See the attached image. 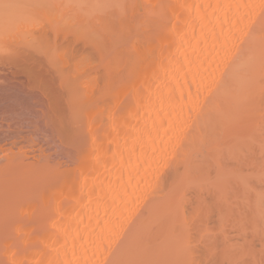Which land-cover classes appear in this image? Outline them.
<instances>
[{
  "label": "bare ground",
  "instance_id": "1",
  "mask_svg": "<svg viewBox=\"0 0 264 264\" xmlns=\"http://www.w3.org/2000/svg\"><path fill=\"white\" fill-rule=\"evenodd\" d=\"M5 1L20 4L18 2L20 0ZM25 1L28 2L26 3L28 8L17 5V8L12 9V15L15 13L14 15L26 18L27 21L29 19L31 23L34 16H31L30 12L28 14L26 9L36 4L31 2L30 5L31 0ZM44 1L51 3L52 7L55 5V8L65 6L62 9L64 12H61L63 17L57 15L60 8L54 10L55 14L51 10L54 15L47 13L52 8L48 7L51 4L48 5L46 2L48 6L41 8L43 6L41 5L37 12V8L30 7L31 11L39 15H42L39 11H44L43 15L45 14L47 18L40 17L45 18L44 21L49 20L45 21L48 26L53 25L54 28L56 24L52 22L60 20L58 23H61L65 32L67 29L76 30L77 33L74 34L84 36L87 40L86 45L105 44L104 47L108 49L106 53L113 56V59L110 58L111 62L107 59L109 62L105 67L107 78H104L105 72L100 74L104 75L101 77L103 81L107 79L104 90L112 99H108L109 103L103 100L104 105L100 104L102 100L93 99L90 95L92 92H88L89 83L87 87L85 86L89 90H82L83 87H79L77 79L71 80L70 77L69 80L66 79V76L72 73L83 77L79 72L83 69L85 58L79 60L80 56L71 57L76 60L78 58L79 62L75 60V65L70 62L72 65L69 67L74 70L65 65L66 69L72 72L71 74L68 71L64 72L67 75L62 76L64 81L60 80L62 81L60 84L66 85L65 93L69 98H66L68 101L65 103L68 105L70 121L73 120V125L76 126L74 129L70 128L73 126H68L66 120L60 117L59 111H56L55 114L60 118L50 116L49 120L53 121L50 124L57 129L49 128L57 130V133L59 131V134L54 136L59 135L60 140L72 138L70 137L72 135L76 137H74L76 145H72L78 146L79 141L82 142L77 149L74 146L78 154L75 155L77 158L75 163H72L73 166L67 165L68 168L58 169L60 167L55 166L57 163L49 164L47 160L52 161L49 160L52 157L46 158L48 154L43 151H46L44 148L41 149L46 153L45 156L40 150L38 154L37 149L33 151L27 148L33 151L29 152L34 153L31 156L25 149L27 144L23 146L13 140L0 144V168L7 169V173L11 169L8 167L14 164L15 159L17 162L20 157L23 160L24 157L30 156L32 160H25L26 165L24 160L20 161L24 167L23 172L25 168L27 171L30 169V172L31 169L36 172L38 169L44 171L50 167L56 170L55 174L44 173V175L53 173L54 175L50 176L55 177L51 179L56 185L53 189L50 188L49 193L42 195L41 205L44 208L41 212L49 210L47 214L34 216L39 218L45 215L43 220L40 219V224L32 222V215L36 214L35 210L39 207V204L31 202L32 198L28 200L32 204L25 203L22 208L30 214L27 224L24 218L20 222L12 220L11 216L3 215L2 217L7 219L0 218V233L3 235H0L3 239L0 241L4 245L0 251L3 250V254L15 264H264V0ZM2 5L4 6V3ZM9 5L12 6L10 3ZM6 7H4L6 10H10L8 9L10 7ZM35 12L32 13L35 15ZM66 12L69 13L66 15ZM65 16L69 18L65 20ZM57 17L61 19L58 20ZM13 18L16 20L17 17ZM12 20L10 23L14 22ZM23 25L30 29L28 25L24 23ZM42 26L45 29L46 25ZM50 29L51 27L46 31ZM60 35L65 36L61 33ZM44 36L46 38H43ZM74 36L72 38H75ZM39 37H34L37 40H34L35 42L31 39L26 40L27 38L25 41L35 43L36 48L44 51L43 54L46 55L44 58L48 63L52 61L46 65H53L56 56L60 61H73L70 58L66 59L62 55L63 52L55 54L57 52L47 41V35ZM34 38L32 37V40ZM10 39L9 37L8 42ZM76 39L78 38L74 40ZM3 40L0 38L1 42ZM2 44L0 47L4 49ZM15 47L13 48L16 50ZM29 47L30 45L27 46L30 50ZM91 47L88 48L92 50ZM79 49H76V52ZM36 50L38 49L34 51ZM60 51L64 50L60 48ZM93 52L104 53L98 52L97 49L96 52L92 51V54ZM62 57L65 59L62 60ZM101 60L98 58V61ZM2 65L3 63L0 66ZM5 68L2 66L4 74L0 72L2 73L0 78H5L3 76ZM17 72H20V69ZM85 72L88 74V71L81 74L85 76ZM38 73L42 76L40 72ZM115 73L119 78L117 87L113 89L111 77ZM14 75L17 76L15 73ZM35 75L33 77L39 76ZM7 76L5 80L10 79ZM81 77L79 81L82 80ZM18 80L21 81L20 78L15 79L20 82ZM44 81L41 82L42 87L44 86L43 89L47 92L49 90L47 87L51 86L47 79L44 78ZM1 82L0 114L18 116L17 112H23L20 111L22 107L31 109L30 106L33 104L22 105L28 94L22 93V89L26 88L21 89L20 85L25 87L24 82L21 81L22 84L20 82L19 85L17 82L14 85ZM91 84L94 85L92 82ZM36 85L38 86V82ZM20 93L24 95V99ZM38 105L40 107V104ZM20 107L21 109L17 111L16 109ZM54 107L53 110L61 109L57 108L59 106L56 109ZM45 118L48 119L49 116ZM22 121L26 122L25 119ZM29 122H32L31 118ZM8 125L9 128H6L10 129L11 125ZM14 125L13 128H16L17 123ZM84 125L88 131L84 132L86 135L82 134L84 130L80 131V127ZM13 128L8 132L13 133L15 131ZM2 134L0 136H5ZM25 136L22 135L24 141H28L29 137L25 139ZM74 140L70 141L74 143ZM31 141L29 143H32ZM50 176L41 177L48 181ZM13 177L10 178L15 179L18 176L16 174ZM41 177L39 175V179ZM34 181L28 184L31 186ZM27 197L29 199L30 196ZM14 206L19 207L16 204ZM9 220L16 223L17 234H22L19 235L21 238L24 237L20 242H17L18 235L15 240L9 236L5 237L2 233L9 228L12 229L13 225ZM232 230L235 234H230ZM229 234L230 236H227Z\"/></svg>",
  "mask_w": 264,
  "mask_h": 264
},
{
  "label": "rangeland",
  "instance_id": "2",
  "mask_svg": "<svg viewBox=\"0 0 264 264\" xmlns=\"http://www.w3.org/2000/svg\"><path fill=\"white\" fill-rule=\"evenodd\" d=\"M12 1H14V0H12ZM16 1H18V0H16ZM22 1H24V2H22ZM48 1H51V0H48ZM18 2H20V4L19 3H17L16 4V2H7V1H5L4 0V2H2V0H0V21H3V22H6V21H8L7 23H3V22H0V26H2V27H0V38L1 39H4L5 40V42H4V40L2 41L3 42V44H2V42L0 43V44H2L3 45V47L2 48H4V49H1V47H0V50H2V51H0V65H1V63H3V68H5V67H8V68H5L6 70H5V75H3L5 78H6V76L7 75H9V76H7V77H10V79H7V80H5V78H0V81H2L1 83H12L13 85L15 84V82H17V81H15V79H17V78H20L21 79V81L22 82H24L23 84H25V87H24V85H20V86H22L21 87V89L22 88H26L25 90L24 89H22V93H28V94H26V97H25V100L26 99H29V100H23V102H22V105H25V106H30V105H32V106H30V108L31 109H27V108H29V107H26V108H23L21 105V107H22V109H21V107L20 108H17L16 110L17 111H19L20 109V111H23V112H17V115L18 116H14V114H12L11 116H10V114L9 113H6V114H8L7 116H3L2 114H0V122H1V124H0V126H2V127H0V128H2V129H0V135L2 134V135H5L6 137L7 136H9V135H11L10 137H7V138H5V139H3L2 137H5V136H0L1 138H0V144H6V142H8L9 140V142H11L12 140L13 141H16V143L18 142L20 145H23V146H26V144H27V146L25 147V149H27V148H30V149H32L33 151H36V149H37V151H41V154L43 155V156H45L46 155V153H44V152H47V154L48 155H46L47 157L46 158H48V157H52L51 159H49V160H52V161H48L47 160V162L49 163H51V164H53V163H61V164H63V165H60V164H55V166H58V167H60V168H58V167H56V168H58V169H63L64 167L65 168H68V167H66L67 165L68 166H70V167H72L73 166V164L72 163H75V161H76V158H77V156H75V155H77L78 154V151L77 150H75V148L77 149L78 147H80V145H81V143L82 142H80L79 141V145L78 146H75L76 144H75V140H74V137L75 136H70V137H72V138H65V139H62V140H60L58 137H59V135H57V136H54V135H56V134H59V131H58V133H57V130H52V129H57L54 125H51L50 124V122H53V121H50L49 119H51V117H54V116H56L55 118L57 119V118H62L63 120H66L65 121V123H67V125L68 126H73V127H70V128H72V129H74L75 127L74 126H76V125H73V123H74V121L72 120V121H70L71 120V118H70V116H69V111H68V105H66V103H65V101H68L67 99L69 98V97H67L68 96V94L67 93H65V92H67V91H65L66 90V85H63L62 86V84H60V83H62V81H60V80H63L64 78L62 77V76H64V72H67L69 69H66V66L67 67H69V66H71L72 64H74L75 65V63H74V61L76 60V59H73L74 57H79V60L83 57V58H85V63H84V65H83V69L81 70V72H79V74L80 75H82L83 77H81V76H76L77 74H75V73H72L71 74V72L72 71H68L71 75L70 76H68L67 75V73L65 74V75H67L66 76V79H68V77H70L69 79H71V80H73V78H75V79H77L78 81H77V83H78V85H79V87L81 88V87H83V88H81L82 90H86V89H88V88H86L87 86L86 85H88V83H89V85H90V91H88L89 93L90 92H92V93H90V95L93 97V99H96V100H102V103L100 102V104H103L104 105V103H103V100H104V102L105 103H109V101H108V99H112V97H111V95H109L107 92H105L106 90H104V88H105V86L107 85L106 84V81H107V79L105 80V81H103L102 80V78L101 77H104V75H102V74H100V73H104L105 74V76L107 75L106 74V71L107 70H105L106 68L105 67H107L108 66V64H109V62L108 61H112L111 59H113V56H109V53L107 54L106 53V51L108 50V49H106V46L104 47V45L105 44H101V45H94V44H90L89 43V45L90 46H88V45H86L87 44V40H86V38L84 37V36H81V35H78V34H74V33H77V32H75L73 29H71V30H66V32H65V30H63V28L64 27H62L60 24L61 23H58V22H61L59 19H61V18H59V17H63L64 15L61 13V12H64L62 9L65 7V6H62V5H60V4H57V5H60V6H62L61 8L58 6V8H60V11H57V12H59L57 15H59V17H57V19L59 20L58 22L57 21H54V22H52V23H55L56 25L54 26V28H52V26H48L47 24L48 23H46V22H48V21H44V19L45 18H47L46 16H45V14L43 15V13H44V11L43 10H41V11H39V12H42L41 14L42 15H39V14H37L36 12L38 11V9H40V6L41 5H43V6H41V8H43V7H47L48 5H50L51 3H49V2H46V1H44V0H35V2H34V0H31L29 3H30V5H32V3H35L36 5H34V6H29V9H26L27 10V13L29 14V12H30V14H31V16H34L35 17V15H37L38 17H33V19H34V21L32 20L31 21V23L29 22V19H28V21L26 20V18L25 19H23L22 17H19V15H12V9L13 8H17L18 6H20V5H23L22 7H24V8H28L27 7V4H28V2L27 1H25V0H20V1H18ZM32 2V3H31ZM43 2V3H42ZM48 4H46V3ZM4 3V6L2 5ZM5 3H7L8 5H9V3L10 4H12V6L10 7V5L8 6V7H10V8H8V7H6L5 5H7V4H5ZM21 3H27L26 5L25 4H21ZM38 3H40V5H38ZM54 3V2H53ZM13 4L15 5V6H13ZM18 5V6H17ZM25 5V6H24ZM54 7H52V4H51V6H48V7H51L52 9H49V8H45V9H49L50 11L52 10V11H54L55 9L57 10L58 8H55L56 6L55 5H53ZM2 7V8H1ZM4 7H6V8H8V9H10V10H6ZM21 7V8H22ZM32 7H34L35 9H36V12L35 11H31V8ZM20 8V7H19ZM33 9V8H32ZM25 10V9H24ZM25 10V11H26ZM49 10H48V12L47 13H50V15H54L56 12L54 11L53 13L54 14H52V11L51 12H49ZM62 10V11H61ZM65 10H70V9H65ZM3 11V12H2ZM9 11H11V13H8ZM32 12H35V15L32 13ZM38 12V13H39ZM67 13H69V12H66L65 14L67 15ZM4 14H6V15H4ZM60 14H62V15H60ZM70 14H72V11H71V13ZM2 15V16H1ZM8 15V16H7ZM49 15V16H50ZM26 16H28V15H26ZM40 16H43V17H45V18H43V17H40ZM6 17H11V18H6ZM13 17H17L16 18V20H14L15 18H13ZM53 17V16H52ZM52 17H50V18H52ZM19 18H21V19H19ZM37 18V19H36ZM43 18V19H42ZM49 18V17H48ZM69 18V16H65L64 17V19L65 20H67V19ZM11 19H13L12 21H14V22H11L10 23V21H11ZM38 19H42V20H38ZM53 19V18H52ZM19 21V22H16V21ZM22 20V21H21ZM23 20H25V21H27L28 23H25ZM39 21H41V22H39ZM20 22H22V23H20ZM63 22H64V20H63ZM9 23V24H8ZM14 23V24H13ZM23 23L25 24V25H28L29 27H30V29H28V27H26V26H24L23 25ZM30 23V24H29ZM42 23V24H41ZM46 23V24H45ZM51 22H50V24H52ZM74 23L75 24H77L75 21H74ZM7 24V25H6ZM19 24V25H18ZM22 26H21V25ZM59 26H58V25ZM42 25H46L45 26V29H44V27L42 26ZM62 25H64V23H62ZM78 25V24H77ZM14 26V27H13ZM18 26V27H17ZM23 26H24V28H23ZM60 26L62 27V29L60 28ZM26 27V28H25ZM51 27V29L50 30H47L46 31V29H48V28H50ZM76 27H78V26H74V28H76ZM15 28H17L19 31H17ZM65 28H67V27H65ZM72 28V27H71ZM41 29H42V31H41ZM55 29V30H54ZM14 30H16V31H14ZM21 30H23V31H21ZM73 30V31H72ZM7 31V32H6ZM31 31H32V33H31ZM51 31V33H49ZM54 31H55V33H54ZM70 31V32H69ZM14 32V33H13ZM19 32V33H18ZM30 32V33H29ZM2 33V34H1ZM4 33V34H3ZM16 33V34H15ZM60 33L61 34H65V36H67V37H65V36H62V35H60ZM70 34V35H68V34ZM10 34V36H8ZM13 34V35H12ZM17 34H20V35H22V37L20 36V35H17ZM55 34V35H54ZM76 35V36H74V35ZM14 35H15V37H14ZM30 35V36H29ZM42 35H47V41L48 42H50V46L53 48V50L55 49V52H57V53H55V54H58V53H60V52H63L62 53V55L63 56H65V58L66 59H73V61L72 60H70L69 62H68V60H63V58L64 57H62V60L63 61H60V59H58L57 57L58 56H56L55 58H54V60L56 59V61H55V63H52L53 65H46V64H51V62L52 61H50L49 63H48V61L44 58V56H46L45 55V53L43 54V52L44 51H41L39 48H36V44L34 43V44H32L33 42H31V41H34L35 40V38L34 37H39V36H42ZM12 36L14 37V38H16V39H14V38H12ZM20 36V37H19ZM75 37V38H78V39H76V40H74L75 38H72V37ZM78 36V37H77ZM4 37V38H3ZM6 37V38H5ZM11 38L10 39V42H8L9 40H8V38ZM32 37L34 38L33 40H32ZM54 37H57V39H55ZM62 39H61V38ZM27 38V39H26ZM40 38V37H39ZM38 38V39H39ZM43 38H46V36H44ZM59 38V39H58ZM83 38V39H82ZM20 39H22V41L20 40ZM25 39L26 40H29V39H31V41L30 42H28V41H25ZM51 39V40H50ZM55 39V40H54ZM85 39V40H84ZM53 40H54V42H53ZM58 40H60L62 43H60V41L58 42ZM66 40H68V42L66 43ZM69 40H70V42L71 41H76V42H71V43H73V44H71L70 42H69ZM80 40V41H79ZM19 41H21V42H19ZM35 41H37V40H35ZM34 41V42H35ZM46 41V40H45ZM13 42V43H12ZM19 44H18V43ZM23 42V43H22ZM28 42V44L27 45H25V43H27ZM80 42H84V43H80ZM9 44L10 46H8V45H6V44ZM69 43V44H68ZM21 44V45H20ZM57 44H59V46L57 45ZM76 44V45H75ZM30 45V50L27 48V46H29ZM66 45V46H65ZM78 45V46H77ZM93 45V46H92ZM106 45H107V43H106ZM16 46V47H15ZM33 46V47H32ZM58 46V47H57ZM72 46V47H71ZM86 46V47H85ZM92 46V47H91ZM95 46V47H94ZM99 46H100V48H99ZM8 47V48H7ZM10 47V48H9ZM13 47H15L16 48V50L13 48ZM56 47H57V49H56ZM65 47V48H64ZM76 47V48H75ZM78 47H82V48H78ZM88 47H91L92 48V50H90ZM96 48L97 50H98V52H104V53H94L93 52V54H92V51H95L96 52V49H94V48ZM38 49V50H36V51H34L35 49ZM59 48V49H58ZM60 48L61 49H63L64 51H60ZM69 49V50H67V49ZM102 48V49H101ZM7 49L8 50H10V51H7ZM32 49V50H31ZM71 49V50H70ZM76 49H79V51L78 52H76L77 50ZM83 49V50H82ZM23 50H25V51H23ZM66 50L68 51V52H66ZM87 52H86V51ZM103 50V51H102ZM3 51H5V52H3ZM16 51H18V52H16ZM21 53H20V52ZM72 51V52H71ZM83 51H84V53H83ZM91 51V52H90ZM2 52V53H1ZM15 52V53H14ZM38 52L40 53V54H38ZM54 52V51H53ZM71 52V53H70ZM76 53V55L74 54V53ZM23 53V54H22ZM27 53V54H26ZM36 53V54H35ZM12 54H14V55H12ZM70 54V55H69ZM79 54V55H78ZM85 56H84V55ZM87 54H89V56L87 55ZM91 54V55H90ZM96 54H98V55H96ZM110 54H112V53H110ZM39 55V56H38ZM75 55V56H74ZM104 55L105 56H109V57H104ZM55 56V55H54ZM101 56V57H100ZM68 57V58H67ZM71 57H73V58H71ZM89 57V58H88ZM92 57H95L94 59L92 58ZM112 57V58H111ZM2 58V59H1ZM22 58H24L23 60H22ZM46 58H48V56L46 57ZM64 58V59H65ZM98 58H99V60H101V59H103V60H101V61H98ZM111 58V59H110ZM9 59V60H8ZM29 59H32V60H29ZM37 59V60H36ZM50 59H52V58H50ZM49 59V60H50ZM88 59V60H87ZM90 59V60H89ZM96 59V60H95ZM107 59H109L108 61H107ZM11 60H13V61H16V62H12ZM79 60H78V58H77V60L75 61V62H79ZM84 60V59H83ZM9 61H11V63H7V62H9ZM88 61V62H87ZM103 61V62H102ZM6 62V63H5ZM64 62H66L65 64H64ZM72 64H71V63ZM89 62H91V64L89 63ZM97 62H99L100 64H97ZM16 63V64H15ZM30 63H32L31 65H30ZM36 63H37V65H36ZM59 63V64H58ZM88 63V64H87ZM92 63H94V65L92 64ZM106 63H108L107 65H106ZM8 64V65H7ZM11 64V65H10ZM15 64V65H14ZM22 64H24L23 66H22ZM54 64H58L57 66L56 65H54ZM105 64V65H104ZM12 65H14V66H12ZM62 65V66H61ZM64 65V66H63ZM66 65V66H65ZM85 65H87V66H85ZM96 65H101V66H96ZM2 66H0V72H2L3 74H4V71H2ZM26 66H28L27 68H26ZM40 66H43L42 68L40 67ZM46 66H47V69H46ZM49 66H53V68L52 67H49ZM61 66V67H60ZM92 66V67H91ZM16 67V68H15ZM21 67V68H20ZM94 67H96V68H94ZM10 68V69H9ZM24 68H26L25 69V71H30V70H34V71H30V72H28V73H26L25 71H24ZM57 68H59V70L57 69ZM71 70H74L73 68H71V67H69ZM89 68H91L90 70H88ZM92 68H94V69H92ZM19 69H20V72H22V74L23 75H20L21 73L20 72H17V71H19ZM48 69H49V71H48ZM96 69H99L98 71L96 70ZM7 70H9V71H7ZM13 70H14V72H13ZM23 70V71H22ZM53 70L55 71L54 73H53ZM62 70V71H61ZM92 70V71H91ZM37 71V72H36ZM44 73H43V72ZM84 71H88V74H87V72H85V76H84V74H81V73H84ZM7 72H10V74H8ZM35 72V73H34ZM38 72H40L41 74H42V76H40V74L38 73ZM50 72V73H49ZM96 72H98L97 74H96ZM2 73H0L1 75H2ZM14 73L15 74H17V76H15L14 75ZM20 73V74H19ZM32 73H34V75L35 76H37V75H39V76H37V77H39V79L37 78V77H33L34 75H32ZM48 73V74H47ZM58 73V74H57ZM63 73V74H62ZM91 73V75H89ZM118 73V72H117ZM52 74V75H51ZM61 74V75H60ZM10 75H12V76H10ZM26 75V76H25ZM45 75H47V76H45ZM98 75V76H97ZM102 75V76H101ZM116 78H114V76L113 77H111L112 79H113V81H112V83H111V85H112V87H113V89L115 88V87H117V85H118V82H117V78H119L118 76V74H113ZM29 76V77H28ZM32 76V77H31ZM56 76V77H55ZM61 76V77H60ZM11 77H13V78H11ZM17 77V78H16ZM26 77V78H25ZM42 77H43V79H42ZM48 77V78H47ZM76 77H78V78H76ZM79 77H81L82 78V80H80L79 81ZM99 77V78H98ZM35 79V81H34V79ZM37 78V79H36ZM44 78L45 79H47V81L50 83H48L49 84V86H51V87H47L45 84V86L47 87V88H49V90L47 91V92H45L46 90H44L43 89V87H42V81H44ZM58 78V79H57ZM92 78H95V79H92ZM104 78H107V76L106 77H104ZM2 79H4V80H2ZM49 79V80H48ZM56 79V80H55ZM68 79V80H69ZM12 80H14L13 82H12ZM31 80H33V82H29V81H31ZM39 80H41V81H39ZM60 81V82H58V81ZM86 80H88V81H86ZM93 80L96 82V84H95V82H93ZM97 80H99L98 82H97ZM18 81H20V80H18ZM20 81V82H21ZM56 81V82H55ZM64 81V80H63ZM102 82V84H101V82ZM20 82H17L16 84L17 85H19V83ZM22 82L20 83V84H22ZM34 82H36V84H37V82H38V86L34 83ZM39 82H40V84H39ZM44 82H46V81H44ZM43 82V83H44ZM58 82V83H57ZM82 82H85V83H82ZM91 82L94 84V85H92L91 84ZM27 83V84H26ZM28 83H31V84H28ZM57 83V84H56ZM47 84V83H46ZM63 84H66V83H63ZM57 85V86H56ZM83 85V86H82ZM55 86V87H54ZM58 86H61L60 88H58ZM65 86V87H64ZM86 86V87H85ZM95 86V87H94ZM28 87V88H27ZM41 88V89H38V88ZM45 87V89H47ZM98 87V88H97ZM61 88H63V89H61ZM93 88V89H92ZM43 89V90H42ZM67 89H68V87H67ZM92 89V90H91ZM102 89V90H101ZM36 90V91H35ZM61 90V91H60ZM89 90V89H88ZM64 91V92H63ZM44 92V93H43ZM54 92V93H53ZM22 93H20V96L22 95ZM35 94V95H33V94ZM36 93H38V94H36ZM47 93V94H46ZM105 93H107V95H105ZM30 94V95H29ZM52 94V95H51ZM47 96V95H50V96H47V97H44V96ZM67 95V96H66ZM23 96V99H24V95H22ZM21 96V97H22ZM64 96V97H63ZM54 97V99H52ZM109 97V98H108ZM32 98V99H31ZM37 98H39V99H37ZM44 98H46V99H44ZM60 98H62V100L60 99ZM67 98V99H66ZM31 99V100H30ZM51 99V100H50ZM35 100V101H34ZM48 101V100H50V101H48V102H46V101ZM59 100V101H58ZM108 102H107V101ZM25 101V102H24ZM28 101H30V102H28ZM93 101H95V100H93ZM43 102V103H42ZM53 102H55V103H53ZM98 102V103H99ZM28 103H30V104H28ZM50 103V104H49ZM52 103V104H51ZM38 104H40V107H39V105ZM53 104H54V106H53ZM56 104H57V106H59V107H57L56 106ZM36 105V106H35ZM42 105L44 106V107H42ZM95 105V104H94ZM98 105V104H97ZM103 105H100L101 107H103ZM106 105V104H105ZM24 106V107H25ZM48 106V107H47ZM17 107H19V106H17ZM52 107H54L55 109H56V107L57 108H60L61 107V109L59 110V109H56V110H53L52 109ZM63 107V108H62ZM95 107V106H94ZM32 108H33V110H32ZM38 108V109H37ZM49 108V109H48ZM99 108V107H98ZM25 109H27V111L25 110ZM34 109H37V111L36 110H34ZM101 109V108H100ZM25 110V111H24ZM48 110V111H47ZM64 110V111H63ZM53 111V112H52ZM59 111V113H60V117H57V115L58 114H55V113H57V112ZM62 111V112H61ZM24 112H26V114L24 113ZM44 113L43 115H42V113ZM63 112H66V113H63ZM13 113H15V112H13ZM19 113V114H18ZM50 113V115H48L49 116V118H48V116H47V114H49ZM16 114V113H15ZM20 114H21V116H20ZM24 114V115H23ZM29 116H28V115ZM34 114V115H33ZM55 114V115H54ZM32 115V116H31ZM46 115V116H45ZM65 115V116H64ZM36 116V117H35ZM42 116H44V118L45 117H47L48 119H44V118H42ZM51 116V117H50ZM11 117H13V119L11 118ZM18 117V118H17ZM20 117V118H19ZM24 117H26V118H24ZM27 117H29V118H27ZM65 117H66V119H65ZM68 117V118H67ZM10 120H12V121H10ZM30 118H31V121L32 122H29L30 121ZM54 118V119H55ZM5 119V120H4ZM7 119V120H6ZM16 119V120H15ZM25 119V121L26 122H24V121H22V120H24ZM41 119H44V120H41ZM56 119H55V121H56ZM68 119V120H67ZM15 120V121H14ZM27 120H29V121H27ZM33 120H35V121H33ZM49 120V121H48ZM53 120V119H52ZM3 121V122H2ZM18 121H21V122H19L18 123ZM5 122V123H4ZM9 122V123H8ZM12 122V123H11ZM37 122V123H36ZM41 122H45V124L44 123H41ZM15 123H17V125H16V128L18 129V128H22L23 130H24V132H22L23 130L20 128L19 130H20V132H22V133H18V131L19 130H17L16 128H13V126L15 127V125L14 124ZM8 124H10L11 125V127H10V129H7L6 127H8L9 128V125ZM29 124V125H28ZM48 124H49V126H48ZM63 124H64V121H63ZM8 125V126H7ZM13 125V126H12ZM20 125H22V126H20ZM26 125V126H25ZM66 126V125H65ZM78 126H80V125H78ZM34 127H36V129L34 128ZM52 128V127H54V128H52V129H50V128ZM67 127V126H66ZM13 128V130H15V131H13V133L12 132H8V131H11V129ZM28 128V129H27ZM30 128V129H29ZM40 128H43V129H41L40 130ZM69 128V127H68ZM69 128V129H70ZM7 129V130H6ZM80 131H82V130H84L83 132H82V134H84V135H86L84 132H88L87 131V129H86V127H85V125L83 126V127H80ZM1 130H4V131H1ZM38 130H40L39 132H37ZM47 130V131H46ZM31 131H33V132H31ZM4 132H7L6 134L4 133ZM14 132H17V133H14ZM28 132V133H27ZM49 132V133H48ZM8 134V135H7ZM20 134V135H19ZM27 134V136H25ZM35 134V135H34ZM48 134V135H47ZM22 135H24L25 137V139H27V137H29L28 139V141L27 140H25L24 141V139H23V137H22ZM30 135V136H29ZM46 136V137H45ZM54 136V137H53ZM11 138V139H10ZM21 138V139H20ZM31 138H35V139H31ZM40 138H42V139H40ZM76 138V137H75ZM15 139H17V140H19V141H17V140H15ZM68 139H72V140H74V143H73V141H68ZM7 140V141H6ZM31 140H33V141H31ZM53 140V141H52ZM65 140V141H64ZM32 142V143H29V142ZM50 141V142H49ZM56 141V142H55ZM60 141H62V142H60ZM8 142V143H9ZM23 143V144H21V143ZM48 142V143H47ZM76 142H78L77 140H76ZM34 143V144H33ZM37 143H40V144H37ZM58 143H61V144H58ZM32 144V145H31ZM43 144V145H42ZM72 144H75V145H72ZM78 144V143H77ZM34 145V146H33ZM49 145V146H48ZM50 145H52V146H50ZM63 145V147H61ZM39 148H38V147ZM43 146V147H42ZM65 146V147H64ZM70 146H71V148H70ZM74 146H75V148H74ZM37 147V148H36ZM59 147V148H58ZM41 148H44V149H46V151L45 150H43V149H41ZM63 148H65V149H63ZM73 148V149H72ZM30 149H27L28 150V153L29 152H33V151H31ZM35 149V150H34ZM49 149V150H48ZM58 149V150H57ZM42 150L44 151V152H42ZM51 150H53V151H51ZM56 150V151H55ZM66 150V151H65ZM78 150H80V149H78ZM40 151L38 152V154L40 153ZM50 152H53V153H50ZM55 152V153H54ZM58 153V155H57V153ZM36 153V152H35ZM44 153V154H43ZM30 154V153H29ZM32 154H34V153H32ZM32 154H30L31 156H32ZM50 154V155H49ZM51 154H52V156H51ZM31 156L30 157H28V158H23V160H21V157L19 158V159H17L18 161L16 162V159L13 161L14 162V164H12V165H10L8 168H11V169H9L8 170V173L6 172L7 171V169H5V168H0V169H3V170H5V171H3V170H0V192L1 193H3V194H0V201H1V198H3V200L1 201V202H3V203H1L0 202V208L2 207V209H0V218L2 219L3 217V215L5 216V217H10V218H12V220H18L19 222H20V220H22V218H24V220L26 221L25 223L27 224L28 222H29V220H27V218H29V216L28 215H30V214H27V213H29V212H26V211H24V209H22V208H24V206L26 205V204H28V202L30 201V198H32V200H31V202H33V203H37V204H39V207H37L38 209L37 210H35V212H36V214L35 215H32V222H36L35 224H40V219L41 220H43L44 218H43V216H45V215H42V216H40L39 218H36V217H34V216H37V215H41V214H47V211L49 210H47V211H45L44 213H42L41 211H43V209L42 208H44L42 205V200H41V198H42V195L44 194V193H49L50 191H51V189H53V186H55L56 185V183L54 184L53 182H52V179H51V177L56 173L55 171H54V169H53V167H50L49 169H46V170H37L36 172L35 171H32V169H31V172L28 170L27 171V168H25V170H24V172H23V169L22 168H24V167H22V165H21V163H20V161H23V162H25V165H26V161H30V159H31ZM23 157V156H22ZM64 157H66V158H64ZM71 157V158H70ZM29 159V160H28ZM74 159V160H73ZM26 160V161H25ZM32 160V159H31ZM54 161V162H53ZM59 161V162H58ZM62 161V162H61ZM67 161H70V162H67ZM18 162H19V164H18ZM22 162V163H23ZM49 163V164H50ZM67 163V164H66ZM16 166V167H15ZM51 166H53V165H51ZM21 168V169H20ZM55 168V167H54ZM64 168V169H65ZM19 170V171H15V173L17 174V178H19V179H17V178H15V179H11L10 177H12V178H14L13 176H16V174H14L13 172H14V170ZM57 169V170H58ZM20 170H22L21 172H20ZM3 172H5V173H7V174H2ZM19 172V173H18ZM25 172H27L28 174H26ZM48 173V172H53V173H51L50 175H52V176H50L49 174L48 175H44V173ZM13 173V174H12ZM30 173V174H29ZM38 173V174H37ZM58 173V172H57ZM10 174L11 175H13V176H10ZM18 174H20V176L18 175ZM22 174H25L24 176L22 175ZM39 175H40V177L41 176H45V178H46V176H50V177H48L49 179H48V181L46 180V179H42L43 177H41V179H39ZM1 176H3V178L1 177ZM7 176V177H6ZM23 176V177H22ZM26 176H28V177H26ZM6 177V178H5ZM31 177V178H30ZM33 177V178H32ZM52 178H55V177H52ZM35 180L36 181V183H38V184H36V183H34V182H32L31 184H33V185H31L30 186V184H28V183H30V181H33V180ZM39 179V180H38ZM51 179V180H50ZM3 180V181H2ZM7 180H9V181H7ZM13 182H12V181ZM15 180V181H14ZM19 180H21V181H19ZM43 180H45V182L43 181ZM55 180V179H54ZM53 180V181H54ZM2 182H4V183H2ZM23 182H25V183H27L26 185H23L24 183ZM48 182V183H47ZM49 182H51L52 184H54V185H51ZM55 182V181H54ZM5 183H7V184H5ZM16 183H18V184H16ZM34 184H36V185H34ZM44 184H46L45 186H43ZM48 184V185H47ZM11 185H13V186H11ZM40 185V186H39ZM50 185V186H49ZM8 186V187H7ZM30 187V188H28V187ZM32 186H34V187H32ZM37 186V187H36ZM43 187V188H40V187ZM11 187V189H13V190H11V189H9ZM23 187V188H22ZM24 187L26 188V189H24ZM49 187V189H47ZM40 188V189H39ZM51 188V189H50ZM4 190V191H3ZM25 190H31V191H25ZM34 190H36V191H34ZM41 190H43V192L41 191ZM45 190H47V191H45ZM39 191H41L40 193H39ZM45 191V192H44ZM5 192V193H4ZM15 192V193H14ZM32 192H34V193H32ZM9 193H11V194H9ZM17 193V194H16ZM9 194V195H8ZM34 195V197H33V195ZM4 195V196H3ZM6 195H8V197L6 196ZM27 196H30L29 197V199H28V197ZM32 196V197H31ZM38 196V197H37ZM5 197V198H4ZM10 198H12V199H10ZM36 199L37 198V200H34L33 201V199ZM17 199V200H16ZM24 199H26V200H24ZM6 200V201H5ZM12 200H15V201H12ZM23 200V201H22ZM29 200V201H28ZM22 201V202H21ZM8 202H10V203H8ZM21 202V203H20ZM23 202H24V204H23ZM6 203V204H5ZM26 203V204H25ZM1 204H3V205H1ZM19 205V207H16V206H14V205ZM29 204H32V203H30L29 202ZM42 204V205H41ZM5 205H7V206H5ZM4 206V207H3ZM45 206V205H44ZM21 207V208H20ZM14 208V209H13ZM18 208V209H17ZM2 210V211H1ZM7 210V213H5V211ZM40 210V211H39ZM21 212V213H20ZM26 212V213H25ZM23 213H25V214H27V216L25 215V214H23ZM33 213H34V211H33ZM40 213V214H39ZM34 218H36V220L34 219ZM3 219H7V218H3ZM2 221H4V220H2ZM10 221V220H9ZM18 221H16V222H18ZM1 222V221H0ZM11 222V224L13 225L12 226V229L11 228H9L8 229V231H5V232H11V233H5V232H2L4 235H5V237L6 236H9L10 237V239L11 238H15V240H17L16 238L18 237L19 238V240H17V242H20V240L22 239V238H24V237H20L19 235H22V234H17V232L15 231V225H16V223L14 224L12 221H10ZM15 222V221H14ZM22 222V221H21ZM42 223V222H41ZM31 225H34L33 223H30ZM37 224V225H38ZM17 225H19V224H17ZM21 225H23V223H21ZM37 225H35L36 227H38ZM35 229V228H34ZM230 229H232V228H230ZM11 230V231H10ZM12 230H14L13 232H12ZM229 230V229H228ZM15 235H14V234ZM231 233H234L235 234V232L232 230V231H230V234ZM13 234V235H12ZM230 234L229 235H227V236H230ZM0 235L1 236H3L1 233H0ZM18 235V236H17ZM17 236V237H16ZM235 237L237 236V235H234ZM5 237H3V238H5ZM233 237V236H232ZM7 239V238H6ZM0 240L2 241L3 239L2 238H0ZM8 240V239H7ZM0 241V242H1ZM11 242H15V241H11ZM2 243V242H1ZM16 243V242H15ZM4 247V245H3V243L1 244V246H0V248L2 249ZM0 249V250H1ZM257 249H259V248H257ZM3 251V250H2ZM2 251H0V261H2V260H4V259H6L5 261H3V262H0L1 264H15L14 262H12L11 260H9L4 254H3V252ZM260 251V250H259ZM197 255H199V253H197ZM3 256V257H2ZM21 264H28V263H21Z\"/></svg>",
  "mask_w": 264,
  "mask_h": 264
}]
</instances>
